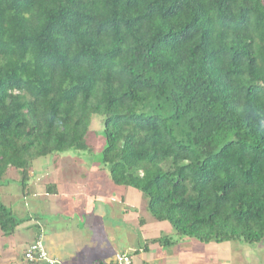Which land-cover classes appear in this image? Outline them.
Segmentation results:
<instances>
[{"label": "trees", "instance_id": "trees-1", "mask_svg": "<svg viewBox=\"0 0 264 264\" xmlns=\"http://www.w3.org/2000/svg\"><path fill=\"white\" fill-rule=\"evenodd\" d=\"M95 114L158 241H264V0H0V185L91 150ZM32 218L0 199L5 235Z\"/></svg>", "mask_w": 264, "mask_h": 264}, {"label": "rangeland", "instance_id": "rangeland-1", "mask_svg": "<svg viewBox=\"0 0 264 264\" xmlns=\"http://www.w3.org/2000/svg\"><path fill=\"white\" fill-rule=\"evenodd\" d=\"M103 129L104 117L100 114L93 115L91 130L93 131L94 145L92 149H71L65 151L58 158L57 177L60 178L59 181L64 189L63 195H33L34 197L27 198L22 193V188L17 181L20 178L19 172L13 170L6 176V182L0 185V198L16 210L17 212H15L19 216H40L39 225L35 218L27 224L32 225L31 234H34L35 230L39 228L43 232L51 231L59 225L58 222L68 216L75 217L81 222L80 224H83L84 216L94 214L96 198L109 199L108 215L105 217L104 223H99V226L94 229L95 239L100 238L105 245L104 248H112L116 245L129 254L141 248L142 256L150 264H177L176 257L183 258L184 264H189V254L192 253L195 258L194 264H208L207 259L209 257L208 254H205V250L210 247L209 244L199 242V244H192V248L188 250L186 246L182 245L183 243L169 247V245L153 242V238L156 236H175V230L169 222L158 221L149 214L146 207L147 199L140 191L129 186H118L111 181L109 167L104 165L102 161L105 147ZM51 159V163L55 164L53 157ZM63 160L64 162L61 163L60 161ZM47 161L49 160L47 159ZM95 176L100 177L102 183L100 187L95 182ZM126 189L138 193V196L143 197L145 202L137 201L133 204L132 200L128 199L123 203L120 194H124ZM124 206L131 210L128 211V214L133 216V221L131 216L126 218V222L123 221L124 216L122 217L119 207ZM141 216L147 218L145 225L140 223ZM134 217L136 218L135 221ZM18 238H21L19 234L16 237L3 236L0 232V264H29L22 257L21 248L23 244ZM231 245L232 248L222 249L219 254H231L233 256L238 254V258H235V264H264V241L255 243L232 242ZM146 246L149 247V251L144 250ZM174 255L176 256L174 257Z\"/></svg>", "mask_w": 264, "mask_h": 264}, {"label": "crops", "instance_id": "crops-1", "mask_svg": "<svg viewBox=\"0 0 264 264\" xmlns=\"http://www.w3.org/2000/svg\"><path fill=\"white\" fill-rule=\"evenodd\" d=\"M60 157V156H59ZM58 157V158H59ZM51 156L48 157H41L34 161L33 163V173H32V179L29 186V191L24 194L25 197H34L33 195H46L50 194L47 192L46 185L51 182H55L58 184L59 192L57 195L64 194V189L62 188V184L59 181L60 178H58V158H53V162L55 164H52ZM44 161H43V160ZM47 159L49 161H47ZM47 161V162H46ZM61 163L64 162L60 161ZM46 165L45 167H43ZM15 169H12L8 172V175L11 171ZM17 172H19L17 170ZM7 175V176H8ZM20 178L21 174L19 172ZM110 177V176H109ZM20 178L17 180L19 182ZM6 181H4L5 183ZM95 182L100 185L102 183L100 182V177L95 176ZM20 184V182H19ZM100 190V189H99ZM130 189H126L125 193L120 194V199L123 203H125L128 199L132 200V203L135 204L137 201H141L142 203L145 202V199L138 196V193L135 191H129ZM23 193V192H22ZM1 199V198H0ZM2 200V199H1ZM3 201V200H2ZM109 199H100L96 198L95 200V208H94V214L84 216V223L80 224L79 220H77L73 216H68L67 218L63 219L62 221L58 222L59 225H57L53 230L51 231H45L41 230V228L35 230L34 234H31L32 225L28 223L32 222L33 218L30 220H27L23 222L16 230V232L10 236L16 237L17 234L21 236V238H18L23 244L21 251H22V257L29 263L34 264L33 261H30L26 258L25 253L30 244H32L36 239H40L42 241L44 248L48 254V258L53 261V264H111L114 259L116 258V255L120 252H126L124 249L113 246L112 248H104L105 245L103 241L98 238L95 239V232L94 229L99 226V223L103 224L105 217L108 215L107 207ZM4 202V201H3ZM147 202V200H146ZM7 204L6 202H4ZM12 208V207H11ZM121 211L122 217L124 216L123 221L126 222V218H129L131 216L133 221V216L131 214H128L129 210L126 206L119 207ZM14 210V209H13ZM16 210H14L15 212ZM17 212V211H16ZM15 212V213H16ZM16 215H18L16 213ZM19 216V215H18ZM38 215H35L36 223L39 225V219L36 217ZM22 217V216H19ZM142 217V216H141ZM137 218V215H136ZM134 217V221L136 220ZM147 222V221H146ZM145 223H141V225H145ZM120 225V224H119ZM121 226V225H120ZM1 235H5L1 228H0ZM161 236H156L153 238V242L157 244H162L157 239ZM108 242V240H107ZM200 241L196 239H183L179 242L169 245V247L178 246L180 243H183L182 245L186 246V249H191L192 244H199ZM231 242V243H230ZM232 242H243V241H225V242H209L204 244H209V248L205 250V254H208V264H235L236 259L238 258V254L231 255H221L219 254L222 249H230L232 248ZM109 243V242H108ZM202 243V242H200ZM244 243V242H243ZM145 251H149V247L146 246L144 249ZM141 248L135 250L134 253H131L134 260V264H150L145 257L142 256ZM235 252L237 253V250L235 249ZM145 254V253H143ZM190 257L188 258L189 264L195 263V258L193 253L189 254ZM238 255V256H237ZM139 256V258H137ZM170 256V255H169ZM176 255H174L175 257ZM137 258V259H136ZM176 263L177 264H184L183 258L176 257Z\"/></svg>", "mask_w": 264, "mask_h": 264}, {"label": "built area", "instance_id": "built-area-1", "mask_svg": "<svg viewBox=\"0 0 264 264\" xmlns=\"http://www.w3.org/2000/svg\"><path fill=\"white\" fill-rule=\"evenodd\" d=\"M25 256L30 261L47 260L53 263V261L48 258V254L44 248L42 241L40 240L28 246ZM111 264H134V260L130 254L125 252H120L116 255V258Z\"/></svg>", "mask_w": 264, "mask_h": 264}]
</instances>
